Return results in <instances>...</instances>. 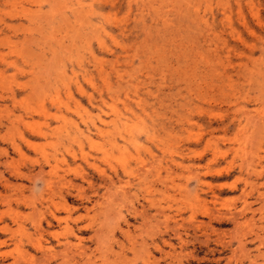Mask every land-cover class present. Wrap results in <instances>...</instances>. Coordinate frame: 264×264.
<instances>
[{"label":"rangeland","instance_id":"374dc122","mask_svg":"<svg viewBox=\"0 0 264 264\" xmlns=\"http://www.w3.org/2000/svg\"><path fill=\"white\" fill-rule=\"evenodd\" d=\"M0 96V264H264V0H0Z\"/></svg>","mask_w":264,"mask_h":264},{"label":"bare ground","instance_id":"6f19581e","mask_svg":"<svg viewBox=\"0 0 264 264\" xmlns=\"http://www.w3.org/2000/svg\"><path fill=\"white\" fill-rule=\"evenodd\" d=\"M120 89H121V88H120ZM1 96H2V95H1ZM1 96H0V97H1ZM120 100H121V99H120ZM126 128H127V127H126ZM130 130H131V129H130ZM31 144H32V143H31ZM43 171H44V170H42L41 172H43ZM146 171H147V170H146ZM39 172H40V170L38 171V173H39ZM38 173H37V174H38ZM16 174H17V173H16ZM35 174H36V173H35ZM32 175H33V174H32ZM40 175H41V174H40ZM37 176H38V175H37ZM37 176H36V177H37ZM34 177H35V176H34ZM26 178H27V177H26ZM63 178H64V177H63ZM68 178H69V177H68ZM27 179H28V178H27ZM58 179H59V181L57 182V184H58V186H59L63 181H61L62 179L60 180V178H58ZM30 180H31V179H30ZM64 180H65V178H64ZM55 182H56V181H55ZM55 182H54V185H55ZM110 182H111V181H110ZM72 183H73V182H72ZM115 183H116V182H115ZM57 184H56V185H57ZM91 185H92V184H91ZM111 185H112V184H111ZM75 186H77V185H75ZM59 187H60V186H59ZM105 187H106V186H105ZM108 187H109V186H108ZM115 187H116V186H115ZM106 189H109V188H106ZM61 191H62V190H61ZM124 191H125V190H124ZM61 193H62V192H61ZM115 194H116V193H115ZM61 195H62V194H61ZM107 196H108V195H107ZM111 196H112V195H111ZM115 196H116V195H115ZM52 204H53L55 207L58 206V203H56V202H52ZM52 215L55 217V216H56V215H55V212H53ZM66 247H67V246H66ZM40 249H41V248H40ZM88 259H89V258H88Z\"/></svg>","mask_w":264,"mask_h":264}]
</instances>
